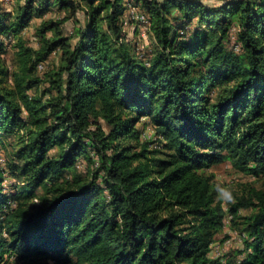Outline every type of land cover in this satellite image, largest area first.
Here are the masks:
<instances>
[{
	"label": "trees",
	"instance_id": "16d2710c",
	"mask_svg": "<svg viewBox=\"0 0 264 264\" xmlns=\"http://www.w3.org/2000/svg\"><path fill=\"white\" fill-rule=\"evenodd\" d=\"M122 2L27 0L9 21L0 10V36L16 38L12 83L0 61V151L6 138L16 141L11 159L0 152V259L223 264L210 253L229 212L247 235L239 264H264V191L233 192L226 211L205 173L228 161L264 177V0H142L160 47L148 63L119 41ZM80 4L86 21L76 22L73 45L60 25ZM53 6L67 16L42 23L34 50L20 34ZM172 10L200 29L184 39ZM233 29L239 54L226 47ZM57 49L61 63L43 91L37 67ZM144 117L156 149L140 139ZM82 158L92 168L86 178L76 172ZM7 174L17 179L10 191Z\"/></svg>",
	"mask_w": 264,
	"mask_h": 264
},
{
	"label": "rangeland",
	"instance_id": "374dc122",
	"mask_svg": "<svg viewBox=\"0 0 264 264\" xmlns=\"http://www.w3.org/2000/svg\"><path fill=\"white\" fill-rule=\"evenodd\" d=\"M26 1L27 0H0V10L5 15L6 20H14L19 10L25 6ZM158 1L163 2L164 0ZM190 1L200 2L208 7H219L231 0ZM80 5V10L77 11L76 16L69 20L65 25H60L62 36L71 38V43L73 45L78 42V37L74 36L76 22L80 21V23L84 24L86 21L85 6L83 4ZM122 6V14L120 17L122 34L119 41L124 42L138 59L148 63L160 47L154 36L151 19L147 14V10L142 4V0H123ZM66 16L67 13L65 10L60 9L57 6L50 7L42 17L33 15L20 35L30 48L38 50L43 43L41 35L42 23L47 20L60 22ZM170 18L171 23L175 26L176 33H179L184 39L191 37L198 29H200V26L196 21L193 23H187L182 14L177 10H172ZM236 32L237 29L231 31L230 37L226 40V47L239 54L241 52V46L237 43ZM52 36V31L47 32V38ZM0 42L3 43V50L0 51V61L9 72L8 82L12 83V75L16 72V38L0 36ZM61 57L62 51L61 49H57L52 52L45 61L38 65L37 75L43 81L41 90L44 91L45 89H49V75L60 66ZM41 64L43 65L42 69L40 68ZM100 123L103 127H106L103 120H101ZM137 127L140 130L141 141H151L149 145L150 149H156L158 143L155 142L156 135L152 123L144 117L141 119ZM4 141L5 147L0 151L2 155L1 158L9 160L11 159L12 149L16 144V141L13 137H8ZM89 153L90 156L94 157V160L97 161V157L94 153L90 150ZM91 171L92 168L88 165L85 159L82 158L78 160L76 164V172L79 175L86 178L91 175ZM205 173L213 177L214 185L217 188V201L222 202V206L226 211H228L230 204L235 203V198L232 195L233 192L241 195L246 187H254L257 190L264 191V177L256 178L251 175L239 173L228 161L211 167L206 170ZM15 185H17V179L10 174H7L4 182L6 191L15 189ZM255 212L256 210L254 209H241L239 213L241 216H248ZM240 227L242 226H239L238 228ZM238 228L235 229L233 227L231 216L229 212H227L224 228L217 235L216 241L212 246L210 257L213 260L221 259L223 264H239V261L245 257V255L241 253L245 249L244 241L247 239V235L245 233L242 234ZM0 264L20 263H16V261L11 258L6 260L5 257L3 260L0 259ZM42 264L46 263L43 262Z\"/></svg>",
	"mask_w": 264,
	"mask_h": 264
},
{
	"label": "built area",
	"instance_id": "2783aa9c",
	"mask_svg": "<svg viewBox=\"0 0 264 264\" xmlns=\"http://www.w3.org/2000/svg\"><path fill=\"white\" fill-rule=\"evenodd\" d=\"M40 68H41V69L43 68V65H42V64L40 65Z\"/></svg>",
	"mask_w": 264,
	"mask_h": 264
}]
</instances>
